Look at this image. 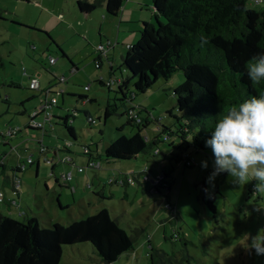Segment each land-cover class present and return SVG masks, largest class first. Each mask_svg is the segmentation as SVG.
Here are the masks:
<instances>
[{"label": "rangeland", "instance_id": "rangeland-1", "mask_svg": "<svg viewBox=\"0 0 264 264\" xmlns=\"http://www.w3.org/2000/svg\"><path fill=\"white\" fill-rule=\"evenodd\" d=\"M151 1L140 4L137 0H124L119 4L121 15L125 19H140L131 20L140 27L135 31L133 25L130 32L121 34L117 40L119 26L113 23L119 20H109L107 5L98 6L92 15L85 16L78 9L77 0H0L4 16L0 19V54L4 59V67L0 69V128L6 131L9 124L24 127L23 123L29 120L28 111L40 106L43 90L47 88L44 81L51 79L54 71L64 73L76 91L81 89L89 97H96V101L87 99L84 102L77 96L66 95L63 109L54 108L56 112L68 111L70 122L81 134L76 140L69 136L74 140L73 145H66L73 151L71 154L61 150L59 154L46 156L39 148V140L50 143L53 137H59L57 133H65L62 126L56 130L47 125L43 130L28 132L30 137L24 146L16 145L20 141L16 135L11 137L14 143L10 149L0 143V151H7L5 165L7 161V165L12 163L24 168L19 172L22 193L19 195L14 190V205L0 201V209L26 221L24 207L35 208L41 224L49 226L55 222L69 224L106 207L111 217L134 239V248L110 264H151L150 253L155 249L168 254L163 257L164 264H264V255H257L254 249L248 248L250 236L258 231L264 236V208L260 207L264 206V193L250 194V185L254 182L240 186L234 184L227 173L219 174L209 183L207 178L213 171L214 159L211 151L195 152L189 148L193 156L187 167L183 160L170 163L162 159L161 153L155 155L153 152L158 146L168 153L173 149L172 144L177 146L181 142L179 136L167 137L166 132L149 153L106 162L107 146L121 133L131 136L137 127L128 123L125 105L119 99L121 95L116 96L114 91L90 77L108 76L106 54L113 60L114 72L118 76L124 73L122 55L127 50L126 43L139 40L142 21L153 15ZM248 5L258 9L262 4L250 0ZM103 13L106 19L101 18ZM60 48L68 57L63 56ZM50 57L56 58V63L50 62ZM68 58L78 64L77 71L71 68ZM35 74L42 80L43 87L31 90L30 76ZM183 80V72L178 71L169 80L159 79L148 94L137 93L136 101L140 100L141 104H135L145 106L152 121L144 132L145 140L152 138L159 125L173 127L174 115H181L173 90ZM91 83V88L85 86ZM130 86L133 88L132 83ZM56 91L54 94L58 93ZM47 96L52 97L53 92H48ZM27 97L29 101L23 106L21 100ZM107 104L117 111L105 119ZM24 107L28 110L23 114ZM85 110L98 120L97 125L88 126ZM122 123L123 130H119ZM20 133L25 134L27 130L23 128ZM86 144L94 155L100 154L96 159L100 165H88L84 154ZM28 157L34 158V163H29ZM202 161L208 162L207 168L201 167ZM6 168L10 170L9 166ZM164 171L173 175L172 188L168 191L161 187V191H156L155 183ZM139 173L141 177L147 174L148 179L140 178V183L128 180ZM3 184L4 175L1 174V189ZM212 196L214 209L211 210L205 201ZM43 205L45 209L37 208ZM11 207L17 214L8 211ZM27 215L31 213L28 211ZM59 264L105 263L89 242H83L64 245Z\"/></svg>", "mask_w": 264, "mask_h": 264}, {"label": "trees", "instance_id": "trees-1", "mask_svg": "<svg viewBox=\"0 0 264 264\" xmlns=\"http://www.w3.org/2000/svg\"><path fill=\"white\" fill-rule=\"evenodd\" d=\"M109 1L111 0H77V7L82 15L87 16L92 15L98 6L107 5ZM249 1L152 0V18L142 21L139 40L132 45L127 44L131 46H126L127 50L122 55L124 73L121 72V76H118L113 71L112 77L98 79L101 85L109 91H114L116 96L121 95L119 99L125 105L124 114L128 115L129 109L133 108L137 115L136 118L127 116L128 123H134L137 127L136 132L131 136L121 133L107 146V163L149 153V150L161 141V135L167 132V137L176 134L181 142L177 146L172 144L173 149L168 153L157 146L154 154L161 153L162 159H168L170 162L183 160L185 164L186 160L191 159L189 148L195 152L211 151L206 147L205 141L222 114L252 96L264 94V81L253 85L246 72V63L254 55L264 52V4H259L261 7L257 9L250 7ZM251 1L257 3L256 0ZM3 18L0 7V19ZM201 34L209 39V43L203 47L200 46ZM60 49L63 56L68 57L62 48ZM106 55L108 58V54ZM68 59L73 67L78 68L70 58ZM98 60L101 61L100 57ZM3 67L4 59L0 54V69ZM178 71L183 72L184 80L175 86L173 94L181 115H174L173 127L159 125L152 138L147 137L145 140L144 132L152 121L147 116V109L140 105L135 106L137 93L146 94L159 79L169 80ZM109 79H113L114 83L107 85L106 80ZM70 96L92 100L82 93ZM27 101L29 100L21 101V104L25 106ZM58 106L57 104L55 108ZM114 107L117 109L116 103ZM24 109L22 113H25ZM116 109L107 105L104 118L116 112ZM31 110L28 111L29 120L24 127L9 124L8 127L17 129L16 132L0 133V143L5 145V142H9V139L19 134L23 128L27 132L40 131L47 125L51 128L62 126L69 138L66 140V145L69 146L81 135L70 122L71 115L68 111L60 115L54 112L44 126H37L31 122ZM76 110L75 108L74 111ZM83 113L88 126L98 124V120L88 111ZM123 127L124 124L118 129L123 130ZM38 144L41 147L44 143L39 140ZM67 147L65 149H68ZM84 147L87 148L84 154L88 161L97 162L100 154L94 155L88 144ZM6 154L7 151L0 154L2 170L5 167ZM31 163H34L33 159ZM23 169L22 165L13 167L14 173ZM2 170L0 175L3 174ZM161 175V182L157 183L154 189L161 191L163 187L170 191L173 179L171 173L164 171ZM14 177L20 178L16 174ZM134 177L140 183L141 174ZM252 192L253 184L250 185V194ZM212 200L213 196L205 201L211 210L214 209ZM27 218L23 221L0 211V264H59L64 245L71 246L83 242H89L100 260L110 264L122 253L134 248L133 237L120 227L117 219L111 217L106 207L69 224L55 222L43 226L38 217ZM150 255L151 264H164L163 257L168 254L155 249Z\"/></svg>", "mask_w": 264, "mask_h": 264}, {"label": "clouds", "instance_id": "clouds-1", "mask_svg": "<svg viewBox=\"0 0 264 264\" xmlns=\"http://www.w3.org/2000/svg\"><path fill=\"white\" fill-rule=\"evenodd\" d=\"M257 3L264 4V0ZM199 39L201 47L209 43L203 34ZM246 72L253 85L264 81V52L246 63ZM205 145L214 158L213 171L207 178L209 183L219 174L227 173L234 184L242 186L254 182L253 192L264 193V94L252 96L222 114ZM201 167L207 168L208 162L202 161ZM248 239L249 250L264 255V236L260 231Z\"/></svg>", "mask_w": 264, "mask_h": 264}, {"label": "crops", "instance_id": "crops-1", "mask_svg": "<svg viewBox=\"0 0 264 264\" xmlns=\"http://www.w3.org/2000/svg\"><path fill=\"white\" fill-rule=\"evenodd\" d=\"M138 2H140V4H143V2H145V0H137ZM122 1L121 0H111V1H109L108 2V4H107V6H108V8L109 9H107V11L110 13V15H109V20H113L114 18H118V22L116 21V22H114L113 23V25L114 24H118V34L116 35V39L118 40L119 38H120V35L121 34H126L127 32H130L129 30L130 29H132L133 28V25H135L137 22H135V21H131V20H135V19H137L136 17H133V18H124V16L123 15H121V13H120V11H119V4L121 3ZM151 4H152V1H151ZM150 7V6H149ZM112 11H114V12H112ZM116 12V13H115ZM103 15H105L104 13L102 14V16H101V18L102 19H104L105 17H103ZM106 19V18H105ZM124 20V21H123ZM137 20H140V19H137ZM144 20H148V19H144ZM143 20V21H144ZM139 22H141V21H139ZM139 27L140 26H138V25H135L134 26V29H136L135 31H137V29L139 30ZM134 42H131V43H126V45L127 44H133ZM54 58V57H53ZM107 60H108V62H109V73H108V76L107 77H101V76H97V75H92V77H90L91 78V80H93V81H97L98 82V79L99 78H103V79H107V78H109V76L110 77H112V74H113V71H114V68H113V66H112V63H113V60L111 59V57H110V55L108 54V58H106ZM54 63H56V58H55V61H54ZM74 64H76V66L78 67V64L77 63H74ZM72 66V65H71ZM74 71H77L78 70V68H75V67H71ZM55 73V74H54ZM54 76L51 78V79H49L48 81H44V85H46L47 86V88H49V87H51L52 89H53V91L54 92H56V90H58L59 88H63V94L61 93V94H58V93H56V94H58V102H59V100L61 101V103H58V107L57 108H59V109H63L61 106H63L64 105V103L66 102V95L67 94H70V95H74V94H77V93H82V94H86L87 95V93L85 92V91H82L81 89H78L77 91H76V89L73 87V86H71V84L69 83V81H67V77H66V75L64 74V73H62V74H58L56 71H54ZM38 74V73H37ZM41 74V73H40ZM36 75V74H35ZM62 75H64L65 76V78H66V80L64 81V82H60V81H58V76H62ZM41 80V79H40ZM42 81V80H41ZM74 82H77V81H75V79H74ZM99 83V82H98ZM100 84V83H99ZM74 86H76V87H78V86H80V85H77V84H73ZM91 85H92V83L91 84H88V85H85V86H88V88H91ZM101 85V84H100ZM42 86H43V83H42ZM45 86V87H46ZM101 86H103V85H101ZM155 89V88H154ZM154 89H151V90H154ZM151 90H149L146 94H148ZM54 92H53V95H54ZM32 96V95H31ZM87 96H89V95H87ZM30 97H27V99H23V100H21V101H24V100H28ZM90 99H92V100H89V101H96V97L93 95V96H90ZM84 102L86 101L85 99L83 100ZM41 102H42V100H41ZM41 102H39L38 104H41ZM137 103L139 102L140 104H141V101L140 100H138V101H136ZM139 104V105H140ZM108 105V104H107ZM139 105H137V106H139ZM142 108H145L146 109V107L145 106H142V105H140ZM35 108V107H34ZM33 109V108H32ZM28 109H24V111L26 112ZM54 112H55V114H61L62 112H61V110L60 111H58V112H56L55 110H54ZM24 114V113H23ZM147 116H149V113H148V115ZM26 123V122H25ZM25 123H23V124H25ZM124 123H122V125H123ZM16 126H20V125H16ZM55 129L57 130V127H55ZM29 133L27 132V133H25V134H23V133H19V134H17L16 135V137L20 140V141H18V143L16 144V145H18V146H24V144H25V142H26V140H27V138L28 137H30L29 135H28ZM58 135H59V137H53V139L51 140V142L50 143H45L44 142V144L41 146V147H39L40 148V151H41V153H45L46 152V154H44V155H46L47 156V153L49 152L50 154H52V155H55L56 153L57 154H59V153H61V150H65L68 154H71L73 151L72 150H70V149H65V147H66V140L68 139L69 140V138L67 137V135L63 132V134H61L60 132L59 133H57ZM60 137H64V138H62V139H60ZM12 139L13 138H10L9 139V142H5V146H7V147H9V149L12 147V143H14V142H11L12 141ZM65 140V141H64ZM71 140V139H70ZM24 141V142H23ZM72 141V140H71ZM74 142V141H73ZM7 144V145H6ZM74 143H72V145H73ZM4 145V144H3ZM41 148H43V149H41ZM8 149V150H9ZM6 151V149H4L3 151H0V154H2L3 152H5ZM190 155H191V157L193 156L191 153H190ZM28 158H30V157H28ZM33 160H34V158H32ZM88 159V158H87ZM28 160V159H27ZM35 161V160H34ZM37 161H39V165H40V159L38 158L37 159ZM169 162H170V160H169ZM7 161H6V165H5V167H4V169L2 170V173H3V175H4V188L2 189L3 190V192H4V200H3V202L5 203L6 201H9V204L11 205V204H13L14 205V202H15V200H14V198H16L15 197V195H14V188H13V184H14V179L16 178V177H14L15 176V174L16 175H18L19 177H20V175H19V172L20 171H18V172H16V173H14V171H13V167L15 166L14 164H10V165H7ZM170 163H172V162H170ZM10 167V170H7V168L6 167ZM17 166V165H16ZM187 167V166H186ZM39 168V167H38ZM64 168V170H67V168H66V166H64L63 167ZM57 171H55L54 172V174H55V176H56V178L59 180L60 178L58 177V174L56 173ZM167 172V171H166ZM168 173H171V172H168ZM14 177V178H13ZM172 177H173V175H172ZM21 181H20V188L18 189V194L20 195L21 193H22V191H23V188H22V179H20ZM5 185H7L8 187H10L9 189H7L6 188V186ZM20 198V197H19ZM18 205V207L19 208H22V206H21V204H17ZM37 208H43V209H45V207H44V205L43 206H37ZM24 209L26 210V216L27 217H32V216H36L37 217V211H36V209L34 208V209H32V208H30V209H28V208H26V207H24ZM0 211H2V212H4V213H6V214H8V215H10V216H12L10 213H7L6 211H4V210H2V209H0ZM8 211L9 212H11V213H16L17 214V210L14 208H9L8 209ZM28 211L31 213V215H27V213H28ZM40 216H43V215H40Z\"/></svg>", "mask_w": 264, "mask_h": 264}, {"label": "built area", "instance_id": "built-area-1", "mask_svg": "<svg viewBox=\"0 0 264 264\" xmlns=\"http://www.w3.org/2000/svg\"><path fill=\"white\" fill-rule=\"evenodd\" d=\"M257 2V0H256ZM127 47L131 46V45H126ZM55 61V58L53 57H50V62H54ZM66 80L65 76L62 75V76H59V81L60 82H64ZM106 83L107 85H111L114 83V80L113 79H109V80H106ZM29 86L30 88L34 89V90H37V89H41L43 86H42V81L40 80V78L37 76V75H31L30 76V82H29ZM88 87V86H87ZM51 87L49 88H46L43 90L44 92V97L42 99V102L40 104V106L38 107H35L34 109L31 110L30 112V115L32 116V120L31 122H33L35 125L37 126H44V124L50 120V118L53 116L54 114V108L57 106L58 104V94H61L63 92V88H59L58 89V94H54L52 97H48L47 94L48 92H54ZM57 92V91H56ZM137 107V105H135ZM129 118H136L137 115L135 113V109L131 108L129 109L128 111V115H127ZM16 128H12V127H8L6 131H3L1 128H0V133H4V134H11L12 132H16ZM70 144V143H68ZM87 151V148H85V152ZM189 161L190 159L186 160V165L189 164ZM28 162L31 163L32 162V159L31 158H28ZM2 163V159L0 158V164ZM88 165H91V166H97V165H100V162H96V161H93V160H90L88 161ZM188 166V165H187ZM82 169V168H80ZM1 170V168H0ZM69 177L71 176V174L68 175ZM67 177V176H66ZM143 179V180H146L148 179V175L145 174L144 176L142 177H139V180ZM161 179H162V175L157 178V181L155 184L161 182ZM130 182L132 183H135L137 182V180L135 179L134 176H132L131 178L128 179ZM20 178L16 177L14 179V184H13V188L14 190L18 191V189L20 188ZM123 182H126V178H123L122 179ZM4 200V192L3 190L0 188V201H3Z\"/></svg>", "mask_w": 264, "mask_h": 264}, {"label": "water", "instance_id": "water-1", "mask_svg": "<svg viewBox=\"0 0 264 264\" xmlns=\"http://www.w3.org/2000/svg\"><path fill=\"white\" fill-rule=\"evenodd\" d=\"M37 75H40V73H38ZM44 154H46V152ZM47 155H51V154L48 152Z\"/></svg>", "mask_w": 264, "mask_h": 264}]
</instances>
